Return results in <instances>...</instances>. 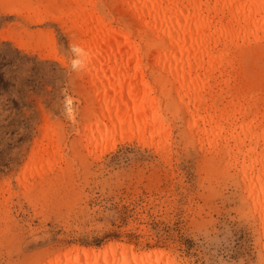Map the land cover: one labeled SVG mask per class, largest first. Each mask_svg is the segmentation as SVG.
Segmentation results:
<instances>
[{"label":"rangeland","instance_id":"obj_1","mask_svg":"<svg viewBox=\"0 0 264 264\" xmlns=\"http://www.w3.org/2000/svg\"><path fill=\"white\" fill-rule=\"evenodd\" d=\"M121 12L119 0H0V264L110 243L161 253L159 264H262L235 171L198 142L187 99L176 98L182 85L146 58L110 83L89 70L102 66L69 71L68 45L90 38L79 30L88 15L126 34ZM237 43L226 58L234 64L207 85L218 104L244 94L258 122L264 33ZM105 83L149 95L144 130L91 137V93Z\"/></svg>","mask_w":264,"mask_h":264},{"label":"bare ground","instance_id":"obj_2","mask_svg":"<svg viewBox=\"0 0 264 264\" xmlns=\"http://www.w3.org/2000/svg\"><path fill=\"white\" fill-rule=\"evenodd\" d=\"M119 5L126 34L100 29L92 13L79 28L90 35L81 44L92 54L90 65L102 66L89 70L110 83L124 76L125 69H137L146 58L158 74L182 85L176 98L187 99L189 127L196 128L198 142L219 153L235 171L257 225L264 264V116L257 122L243 107L247 101L242 93L215 103L207 85L210 74L222 73L234 64L226 58L237 49V41L264 33V0H119ZM218 45L223 47L218 49ZM110 88L105 83L94 90L87 110L91 137L101 143L117 134L142 131L147 122L142 103L148 94L121 88L112 92ZM180 91H184L182 96ZM162 257L158 252L133 253L110 243L98 250L59 251L43 264H159Z\"/></svg>","mask_w":264,"mask_h":264},{"label":"clouds","instance_id":"obj_3","mask_svg":"<svg viewBox=\"0 0 264 264\" xmlns=\"http://www.w3.org/2000/svg\"><path fill=\"white\" fill-rule=\"evenodd\" d=\"M67 52L69 71L75 74L86 73L92 59L90 51L80 44L70 43Z\"/></svg>","mask_w":264,"mask_h":264}]
</instances>
